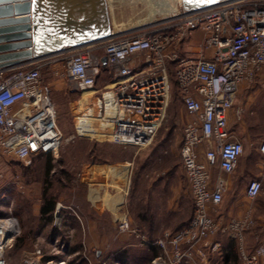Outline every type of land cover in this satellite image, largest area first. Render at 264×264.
Segmentation results:
<instances>
[{"label":"built area","instance_id":"built-area-1","mask_svg":"<svg viewBox=\"0 0 264 264\" xmlns=\"http://www.w3.org/2000/svg\"><path fill=\"white\" fill-rule=\"evenodd\" d=\"M174 8L170 15L145 17L129 31L111 27L110 38L103 41L0 69V155L25 165L39 155L56 159L62 143L74 139L147 148L166 116L171 64L186 113L179 159L193 211L181 228L152 242L142 237L141 244L159 249L151 264H214V258L224 264L220 237L226 236L236 241L239 264H264V244L252 249L245 244V233L254 225L252 210L239 217L219 214L226 191L222 175L232 174L244 151L229 130L231 115L242 121L243 110L233 108L235 97L242 84L259 80L264 93V0H220L196 12L184 10L180 0ZM45 67L65 77L78 94L67 137L57 126L50 88L43 82ZM258 151L264 157V139ZM125 165L121 177L110 170L115 165H106L102 173L88 169L81 180L91 192L122 200L128 187ZM214 171L219 172L215 178ZM261 191V182L252 180L245 197L253 201ZM59 209L57 204L55 226L62 220ZM10 219L15 220L0 217V264H8L5 250L19 232L16 220L12 229L6 227ZM116 221L121 232H136L126 213ZM21 264L66 261L46 259L36 248Z\"/></svg>","mask_w":264,"mask_h":264},{"label":"rangeland","instance_id":"rangeland-1","mask_svg":"<svg viewBox=\"0 0 264 264\" xmlns=\"http://www.w3.org/2000/svg\"><path fill=\"white\" fill-rule=\"evenodd\" d=\"M163 1L174 7L175 2L180 0ZM106 2L110 26L118 32L138 27L139 23L133 25V22L146 17V6L141 0ZM42 78L44 84L49 85L50 96L56 107L57 126L62 135L67 137L73 130L71 108L78 94L72 92L65 77H55L49 67L43 68ZM170 84L166 116L147 148L138 151L133 147L107 142L74 139L62 143L56 159L51 157L52 168L46 191L48 196L55 199V208L60 204L58 214L62 216L59 226L52 225L57 231L55 234H58L53 240L49 236L52 226L42 223L38 218L45 188L44 158H31L25 165L13 157L0 155V217L14 218L19 231L5 250L8 264H21L23 258L36 248L41 249L47 259L64 260L66 264H125L121 260L126 264H151L152 259L148 261L144 257L145 245L141 244L142 239H157L163 232L176 229L193 211L179 159L186 113L177 85H174L171 78ZM236 102L246 106L242 121L252 117L256 125L255 130L246 133L248 143H251L250 146L246 145V150H255L257 142L264 136L262 80L242 84L233 108ZM231 121V129L237 131L238 124L234 119ZM126 163L129 164L126 196L119 202L122 205H116V212L110 210V213L101 202L95 203L92 200V193L81 176L89 170L102 173L106 165ZM218 175V171L213 172V177ZM122 179L117 181L122 183ZM237 187L235 185L231 192L234 197L240 189ZM96 195L101 200L108 198L99 193ZM262 199L263 195L257 201ZM222 205L219 209L223 208ZM122 213L127 214L130 226L136 232L119 230L116 219ZM142 213L149 221L141 218ZM253 217L256 245L264 244V210H258ZM168 219L173 221L172 225L162 227ZM152 223L160 226L155 232ZM57 227L60 228L57 230ZM224 238L227 241L228 237ZM123 252L124 255H121ZM217 263L214 258V264Z\"/></svg>","mask_w":264,"mask_h":264},{"label":"water","instance_id":"water-1","mask_svg":"<svg viewBox=\"0 0 264 264\" xmlns=\"http://www.w3.org/2000/svg\"><path fill=\"white\" fill-rule=\"evenodd\" d=\"M220 0H181L188 12ZM106 0H0V69L110 38Z\"/></svg>","mask_w":264,"mask_h":264},{"label":"crops","instance_id":"crops-1","mask_svg":"<svg viewBox=\"0 0 264 264\" xmlns=\"http://www.w3.org/2000/svg\"><path fill=\"white\" fill-rule=\"evenodd\" d=\"M196 44H197V40H196ZM238 107L241 108L243 110V112H244V109L246 108L245 104L241 105L240 102H239V104L237 103V105L235 104V108H238ZM231 120H233L232 115L230 116L229 130L232 131L234 136L243 143L244 151H243L242 155L240 156L232 174L222 175L223 179L226 182V191H225L224 196H223V202H222L223 208L220 209L221 211L219 214L223 218L230 217V216L239 217V216L243 215L247 210L251 209L252 214L254 216L258 210H260V211H261V209L264 210V199L257 201V199H259V197L261 195H263V197H264V158H262V156L260 155V153L258 151L259 144L264 139V136H262L259 139V143L257 142L258 145H257V148L255 150H249V149L246 150V145L247 146L251 145V143H248L249 137L246 135V133H247V131L249 132V130L250 131L252 129L255 130V127H256V125L253 124V118L249 117V118H247V120H243L241 122H236L238 124L236 127L237 131H233L231 129V127H230L231 126L230 123H232ZM180 140H181V138H180ZM121 166L122 165H119V167H121ZM252 180H259L262 184V191L259 194V196L256 197L255 202H254V200L250 201L249 199H247L245 197V188H246L247 184ZM186 184H187V181H186ZM235 185L238 186L236 189L240 188L236 197L232 196L233 193H231ZM186 186H187L188 194L190 196L188 184ZM173 190H174V188H173ZM91 193H92V200L95 203L101 202V204H103V206H105L106 210H109L110 213H112L111 211H113L114 213L116 212V205L119 204V202L116 204V201L118 198H120V196L106 198V199L104 198L103 200H101V199H98L99 197L96 195V193H94L93 191ZM241 193H243V196H241ZM120 201H121V198H120ZM253 218L255 219V217H253ZM49 225H51V226L53 225L52 221L49 223ZM162 227H165L164 224H162ZM59 228L60 227H57V230ZM255 228L256 227H252L251 229H249L245 233V244H246V247L248 249H252L256 245L257 235H255L256 234ZM54 230H55V227L53 228V226H52L50 234H49L50 240H53V239L57 238V236H58V234L52 235V232ZM257 230H259V229H257ZM55 233H57V231H55ZM222 237H226V236H221L220 238H222ZM228 238H231V237H228ZM220 241H221V239H220ZM224 242L225 241H223V240L221 241L222 246H223ZM238 262H239L238 258H236V264H238Z\"/></svg>","mask_w":264,"mask_h":264},{"label":"trees","instance_id":"trees-1","mask_svg":"<svg viewBox=\"0 0 264 264\" xmlns=\"http://www.w3.org/2000/svg\"><path fill=\"white\" fill-rule=\"evenodd\" d=\"M171 66L172 65L169 64V77L173 81L174 85H177L176 80H175V76H174V71H173V68H171ZM177 88H178V86H177ZM39 156L44 158L43 176H44V187L45 188L43 189V192H42V200H41V204L39 207V217L38 218H39V221H41L42 223L49 224L52 221V213H53L54 208H55V199L51 196H48L47 191H46L47 186H48L47 185L48 177H49V174H50V171L52 168V163H51L52 158L50 155H39ZM35 157H37V156H34L32 158H35ZM138 217H139V215H138ZM190 217L191 216H189V218L183 224L176 226L177 228L174 230H177V229L181 228L182 226H184L189 221ZM141 218L143 220L149 221V219L145 217L144 213H142ZM164 223H165L164 224L165 226L169 227L170 225H172L173 221L168 219V220H165ZM159 227H160L159 224L152 223V229L154 232L157 231V229H159ZM53 234H55V230L52 232V235ZM220 239H221V241L222 240L224 241V239H226V238L222 237ZM153 240H155V238H152L150 240V242H152ZM143 250L145 251L144 257L146 256L145 258H147L148 261H151V259L156 257L159 253V249L153 245H146V246H144ZM124 253L125 252H123L121 255H124ZM45 258L47 259V257H45ZM236 258H238L236 241L234 239L228 238L227 241H225L223 246H222V254H221L222 262L224 264H236ZM121 261L126 264V262H124L123 260H121ZM182 264H188V263H182Z\"/></svg>","mask_w":264,"mask_h":264},{"label":"bare ground","instance_id":"bare-ground-1","mask_svg":"<svg viewBox=\"0 0 264 264\" xmlns=\"http://www.w3.org/2000/svg\"><path fill=\"white\" fill-rule=\"evenodd\" d=\"M108 1V0H107ZM144 4H145V8H146V18L145 20H150V19H153V16H155L156 14H161V15H170L172 12L175 11V8L171 5H169L168 3H166L165 1L163 0H141ZM180 2V1H179ZM133 4V2H132ZM135 4V2H134ZM143 11V10H142ZM143 20L142 19H138V20H135L133 22V25L134 24H137V23H142ZM121 26V25H120ZM127 26V24H126ZM115 28V27H114ZM113 30L115 31L116 29ZM126 165L125 166H117L116 168L114 167H111L110 170L113 171L112 173H114L115 175H122V172L125 170L126 171ZM125 173V172H123ZM126 178V177H125ZM117 197V196H116ZM115 199V198H114ZM113 199V200H114ZM120 202V198L117 199L116 201V204ZM15 225V220L13 219H10L8 221H6V227L8 229H12V227ZM10 241V239L8 240Z\"/></svg>","mask_w":264,"mask_h":264},{"label":"snow or ice","instance_id":"snow-or-ice-1","mask_svg":"<svg viewBox=\"0 0 264 264\" xmlns=\"http://www.w3.org/2000/svg\"><path fill=\"white\" fill-rule=\"evenodd\" d=\"M197 2H198V0H197ZM32 4H33V5L38 4V0H32Z\"/></svg>","mask_w":264,"mask_h":264}]
</instances>
